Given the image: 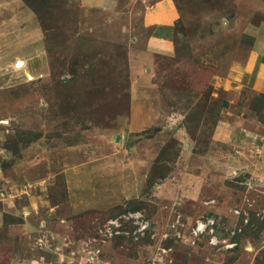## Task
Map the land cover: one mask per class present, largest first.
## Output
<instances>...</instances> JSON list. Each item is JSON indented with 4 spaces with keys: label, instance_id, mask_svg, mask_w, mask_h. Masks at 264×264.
I'll use <instances>...</instances> for the list:
<instances>
[{
    "label": "rangeland",
    "instance_id": "obj_1",
    "mask_svg": "<svg viewBox=\"0 0 264 264\" xmlns=\"http://www.w3.org/2000/svg\"><path fill=\"white\" fill-rule=\"evenodd\" d=\"M173 1L175 50L133 84L140 4L0 0V194L31 186L15 202L31 228L3 215L0 264H264L252 75L231 102L264 0Z\"/></svg>",
    "mask_w": 264,
    "mask_h": 264
},
{
    "label": "crops",
    "instance_id": "obj_2",
    "mask_svg": "<svg viewBox=\"0 0 264 264\" xmlns=\"http://www.w3.org/2000/svg\"><path fill=\"white\" fill-rule=\"evenodd\" d=\"M82 8L86 10H101V11H113L119 5L120 2H126L128 8L132 7L134 3H138L141 6L140 9V18H139V29L140 36H135L133 43L130 45L128 50L129 58V70L130 78H132V83L137 84L139 80L151 78L150 72L154 70L155 60L158 56H171L175 50L174 41H173V32L178 21L179 14L177 7L173 0H153L152 2H146L147 0H78ZM136 8V7H135ZM253 35L256 36L258 43L255 45V52H252L249 61H247V67L243 71L238 72L235 76V79L232 83L235 87L238 82V87L233 88L232 91V100L234 103L235 99L238 98V93H240L243 85V76L246 74L252 75V80L249 84L250 89L256 94H264V62H262V54L264 52V22L260 23L254 29ZM260 39V40H259ZM250 77V76H249ZM225 83V82H224ZM230 83V82H229ZM230 85V84H229ZM234 98V99H233ZM237 101V100H236ZM227 122L229 135L232 131L231 124L239 123L245 121L243 113L240 115L231 114L230 117L227 116ZM236 129V128H235ZM19 178V176H18ZM17 184L13 183L10 187L4 186L0 194V228L3 226V215L10 214L16 217V215L22 218V222L19 226L13 227L9 225L8 229L10 230L18 228L20 234L27 236V230L31 228V225L28 224V219L25 217L22 204L16 206V198L22 197V195L28 194L31 186L22 185L24 182L19 178ZM33 198L28 200L27 210H33L40 207L45 210V202H41L38 205L33 203ZM18 203V202H17ZM25 205V204H24ZM23 205V206H24ZM40 205V206H39ZM58 207V206H56ZM52 209L49 207V210ZM23 210V211H22ZM28 228V229H27ZM17 229V230H18ZM25 230V231H24ZM9 235L11 231H8ZM12 264H30L28 261H22L19 263Z\"/></svg>",
    "mask_w": 264,
    "mask_h": 264
},
{
    "label": "water",
    "instance_id": "obj_3",
    "mask_svg": "<svg viewBox=\"0 0 264 264\" xmlns=\"http://www.w3.org/2000/svg\"><path fill=\"white\" fill-rule=\"evenodd\" d=\"M118 140H119L118 138L115 139L116 142H118Z\"/></svg>",
    "mask_w": 264,
    "mask_h": 264
}]
</instances>
